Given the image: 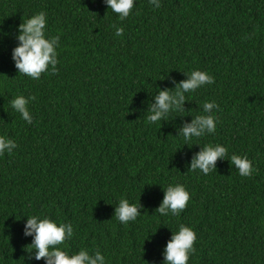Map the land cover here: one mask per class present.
Here are the masks:
<instances>
[{"label": "trees", "instance_id": "16d2710c", "mask_svg": "<svg viewBox=\"0 0 264 264\" xmlns=\"http://www.w3.org/2000/svg\"><path fill=\"white\" fill-rule=\"evenodd\" d=\"M40 11L46 35L59 36L58 63L34 80L17 73L11 49L17 26ZM193 69L214 83L185 94V111L147 123L157 90ZM16 95L35 96L31 123L10 107ZM205 101L218 105L215 132L182 145L177 131ZM0 135L16 142L0 155V264H28L22 227L34 214L70 223L61 247L99 250L107 264H161L181 224L196 234L188 264H264V0H135L122 21L104 0H0ZM205 144L225 146L226 158L207 175L189 171ZM232 154L247 155L251 176L238 175ZM174 183L190 199L162 217V189ZM122 198L138 200L136 221L115 219Z\"/></svg>", "mask_w": 264, "mask_h": 264}, {"label": "clouds", "instance_id": "9594fccd", "mask_svg": "<svg viewBox=\"0 0 264 264\" xmlns=\"http://www.w3.org/2000/svg\"><path fill=\"white\" fill-rule=\"evenodd\" d=\"M134 2L135 0H104L107 9L117 14V19L121 21L130 15ZM148 3L154 8L160 7V0H148ZM46 25L47 15L43 11L25 19L17 26L15 36L17 44L11 49V59L17 73L34 80H38L42 73H54L57 70L59 36L46 35ZM122 31L121 27L115 26L116 36L122 35ZM184 75L186 78L175 83L172 89L164 87L157 90L153 98L154 102L147 108V123L159 122L161 125L162 121H167L171 112L185 111L183 105L188 99L185 94L193 93L205 85L214 83V77L206 70L193 69ZM35 99V96L16 95L10 99V107L19 113L23 121L31 123L32 116L28 105ZM213 109L218 110L215 101H205L202 104L201 113L191 115V120L182 124L176 133L183 138L182 145H200L199 143L190 144V142L215 132L217 120L212 114ZM15 148L14 140L0 135V155L11 153ZM226 156L225 146L205 144L203 147L200 146L191 157L188 170H198L201 174L207 175L216 170L217 160H223ZM230 161L238 175L242 177L252 175L254 166L247 155L232 154ZM162 190L163 197L155 211L162 217L179 215L190 199L185 186L174 183ZM140 208L138 200L130 203L128 199L122 198L114 207L113 215L120 224H127L136 221L141 215ZM24 217L22 234L25 237H31V242L28 244L30 247L27 250L28 264H31L33 260H43V264H107L105 256L99 250L90 251L87 248H81L70 254L61 247L74 234V228L70 223L57 222L46 215L34 214ZM195 240L196 234L191 227L179 225L177 231H171V236L163 247L161 264H188L189 256L194 252Z\"/></svg>", "mask_w": 264, "mask_h": 264}]
</instances>
